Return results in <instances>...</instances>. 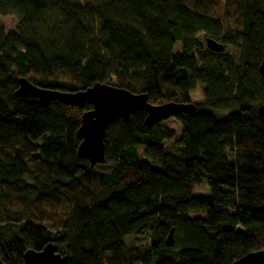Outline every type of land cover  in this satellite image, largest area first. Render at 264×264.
Segmentation results:
<instances>
[{"label":"trees","instance_id":"obj_1","mask_svg":"<svg viewBox=\"0 0 264 264\" xmlns=\"http://www.w3.org/2000/svg\"><path fill=\"white\" fill-rule=\"evenodd\" d=\"M95 1L0 0L19 16L13 32L0 24V259L49 242L62 264H231L264 249V0ZM22 77L61 92L115 79L152 104L201 86L203 101L173 116L168 146L173 130L145 112L118 118L91 168L76 137L91 104L16 96Z\"/></svg>","mask_w":264,"mask_h":264},{"label":"water","instance_id":"obj_2","mask_svg":"<svg viewBox=\"0 0 264 264\" xmlns=\"http://www.w3.org/2000/svg\"><path fill=\"white\" fill-rule=\"evenodd\" d=\"M206 45L214 52L224 49L222 43L211 38L206 39ZM259 73L264 87V54L259 65ZM14 94L20 97L59 100L75 106L91 104V109L82 114L80 126L76 131V137L79 140L77 156L87 159L91 168L97 164L105 163L104 139L106 129L118 118L127 120L130 114L142 111L146 113L144 123L153 125L174 116L178 112H191L195 107L192 102L168 101L152 104L148 102L147 94L144 92H132L107 82H96L85 90L61 92L41 88L22 77L18 80V87ZM257 112L264 117V103L257 106ZM262 162L264 165V156ZM173 241V229H171L165 243L170 246ZM66 258L57 251L53 243L49 242L41 250L27 249L23 254V264H62ZM0 264H4L1 259ZM231 264H264V249L249 252Z\"/></svg>","mask_w":264,"mask_h":264},{"label":"rangeland","instance_id":"obj_3","mask_svg":"<svg viewBox=\"0 0 264 264\" xmlns=\"http://www.w3.org/2000/svg\"><path fill=\"white\" fill-rule=\"evenodd\" d=\"M85 1V0H83ZM95 1V0H92ZM96 2V1H95ZM224 10V8H223ZM19 23V16L18 14L14 13L13 11L9 9H1L0 11V24L3 26L4 30L6 33L13 32L17 28ZM175 49H179L178 45L175 47ZM228 50L230 48H227ZM109 83L116 85L115 79H111ZM135 91H139L140 86L135 85ZM201 86H197L196 89L192 90L190 92V98L192 103H198L203 101V95L201 92ZM162 124L167 125L171 130L174 132V137L170 140L164 141V145L168 146L170 143H172L178 136L180 135L181 127L180 124L175 120V118L169 117L166 120H163L161 122ZM231 159V157H230ZM209 192V187L206 184L205 180H202V183L197 184L193 187V193L194 194H207ZM216 208H228L230 210L233 209V207L228 206V205H215ZM189 214L190 216H198V217H204L206 215V208H200L197 207L196 205H192L189 208ZM148 235H138V236H126L124 239V242L129 245V244H147L148 243Z\"/></svg>","mask_w":264,"mask_h":264},{"label":"flooded vegetation","instance_id":"obj_4","mask_svg":"<svg viewBox=\"0 0 264 264\" xmlns=\"http://www.w3.org/2000/svg\"><path fill=\"white\" fill-rule=\"evenodd\" d=\"M218 42V41H217ZM221 43V42H220Z\"/></svg>","mask_w":264,"mask_h":264}]
</instances>
